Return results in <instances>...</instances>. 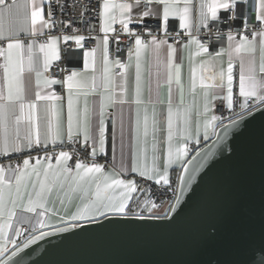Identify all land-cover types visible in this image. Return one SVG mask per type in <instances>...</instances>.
<instances>
[{
  "label": "snow or ice",
  "instance_id": "6c2138e0",
  "mask_svg": "<svg viewBox=\"0 0 264 264\" xmlns=\"http://www.w3.org/2000/svg\"><path fill=\"white\" fill-rule=\"evenodd\" d=\"M144 3L145 8L135 23L144 24L143 18H155L157 32L162 36L154 35L149 30L147 34L151 39L145 40L142 32L129 27L133 23V10L140 6L141 0H97L99 32L104 35L98 36L96 46L88 49L84 47L88 37L78 34V30L71 35L48 34L43 42H38V37L45 35V30H51L57 24L51 3L46 7L45 0H0V70L3 80L0 86V157L7 158L9 154L20 153L23 149L32 150L39 145L45 149L43 157L28 155L15 165L10 160L7 164L0 163V264H9L23 249L46 236L70 232L111 217H128L133 194L148 192L149 189L140 187L135 179L123 178L122 172L134 173L145 181L167 186L165 192L175 196L176 203L170 206L175 211L185 187L191 184L195 172L207 159V156L186 159L191 150L190 143L199 145L201 135L205 141L215 136L219 143L221 130L227 136L228 130L240 121L247 117L255 119L253 113L264 116V0L255 2V21L258 24L250 33L247 14L239 7L244 5L246 8L247 0H199L195 26L191 17L193 0H144ZM153 4L156 5L155 10L150 7ZM60 10L64 11V8ZM220 10L231 13L228 21L242 18V27L237 33L239 40L229 29L228 47L213 53L201 41L199 32L201 27L208 28L210 21L225 23L218 15ZM170 18L178 19V27L185 30L187 37L182 45L190 73L188 94L191 99L187 101L182 63L176 62L177 46L168 42V37L173 35L169 32ZM117 21L122 31L134 39V47L128 50L127 61L111 58L110 55L109 34H115L113 26ZM60 23L66 27L72 26L71 20ZM215 34L224 35L219 30ZM175 37L179 40L181 33L176 32ZM113 38L117 42L120 40L118 35ZM61 40L65 44L74 41L77 48L83 49V67L78 70L61 69L67 72L63 80L49 73L53 61L61 59ZM165 47L166 59L162 60L161 50ZM149 52L155 59L158 87L161 65L166 70L163 81L168 86L166 102L159 98L158 91L155 99L147 102L143 99L144 61ZM226 52L228 60L225 67L222 57ZM201 54L208 58L196 63V57ZM237 62L238 76L234 73ZM116 68L120 69L118 73L114 71ZM130 71H134L131 99ZM26 72L35 74L33 99L27 97ZM173 83L178 99L173 96ZM56 84L67 90L66 131L64 107L60 103L63 97L54 91H43ZM90 96L95 97L91 104ZM217 101L228 110L229 117L215 114ZM116 104L136 106L130 166L122 162L118 172L105 171V165L96 162L98 154L106 153V112ZM148 105H151L150 111ZM94 108L97 116L95 126L92 119ZM112 127L115 151V115L112 116ZM123 133L121 119L122 155ZM81 137L91 163L80 159L75 149L73 152L61 150L58 154L46 150L49 143L53 146L57 143L64 145L66 138L71 144H76ZM227 151L231 154L234 149L229 147ZM74 155L77 158L72 165L69 161ZM189 165H193L191 171ZM174 166L183 169L177 176L175 187L170 172ZM136 199L139 210L131 215L143 220L146 210L148 218H161L154 210L159 209L163 201L157 204L149 196L142 201L138 197ZM74 201L78 203L75 210L69 213L68 209ZM53 217L54 223L50 222ZM224 233L223 222L210 221L206 227L205 241L215 245L222 241ZM19 237L24 239L18 242ZM9 245L14 249L10 254ZM207 264L221 262L210 258Z\"/></svg>",
  "mask_w": 264,
  "mask_h": 264
},
{
  "label": "water",
  "instance_id": "95a60500",
  "mask_svg": "<svg viewBox=\"0 0 264 264\" xmlns=\"http://www.w3.org/2000/svg\"><path fill=\"white\" fill-rule=\"evenodd\" d=\"M253 115L227 136L221 130L219 143L210 137L190 153L188 159H207L175 211L169 207L160 219L111 217L55 233L9 264H207L210 258L264 264V116ZM210 221L225 225L224 238L215 245L205 241Z\"/></svg>",
  "mask_w": 264,
  "mask_h": 264
},
{
  "label": "built area",
  "instance_id": "2783aa9c",
  "mask_svg": "<svg viewBox=\"0 0 264 264\" xmlns=\"http://www.w3.org/2000/svg\"><path fill=\"white\" fill-rule=\"evenodd\" d=\"M255 2L256 0H247L246 8L244 5H240L239 7L244 9L248 17L247 27L250 33V30L257 27L258 22L255 21ZM48 3L53 5L54 11V19L57 21V24L51 30H45V35H41L38 37V42H43L46 38V35H61V34H73L74 30H78V34H83L88 37L84 41L85 48H92L95 46L96 38L100 34V20L96 14L97 12V0H48ZM59 6V7H58ZM63 7L64 11H61L60 8ZM83 14V18L82 15ZM231 13L223 10L219 15L221 20H224L225 23L217 24V22L210 21L208 28L201 27L199 32V37L203 43L209 46L210 51H216L220 47H224L226 45L227 33L229 29L233 30V35L236 39H239V35L237 33L240 31L242 27V18L237 19L235 21H228V16ZM141 15H132L133 23L129 25V27L133 31L142 32L145 40H150L151 37L148 36L147 32L150 30L154 35H163L162 33L157 32V21L155 18H143L144 24H137L135 21ZM71 20L72 26L66 27L60 22H67ZM145 24L148 25V28L145 29ZM63 29V32H61ZM116 32L115 34L110 33V55L111 58H119L122 61L127 60L128 50L134 47V39L129 37L127 33L122 31L120 23H117L115 26ZM219 30L224 35L217 36L215 33ZM195 32V30H193ZM169 32L173 33L172 36L168 37L169 43H186L187 37L185 35V30L180 29L178 27V21L174 18H170L169 23ZM180 32L181 37L179 40L176 39L175 33ZM118 35L120 37L119 42H117L113 36ZM117 48H119V52H117ZM67 49L68 51H65ZM83 67V49H79L76 47L74 41H69L67 44L62 42L61 49V59L58 61H54L49 69V73L56 79L62 80L67 72H62L61 69H80ZM120 71L117 68V73ZM47 75V74H46ZM53 91L58 95H62L63 87L60 84H57ZM238 111V108L236 109ZM214 112L218 116L229 117L228 110L221 104L219 101L216 102V108ZM227 123V119L224 121ZM110 120L108 122L107 129V144H106V153L103 154V158L105 160L111 159V138H110ZM90 145V144H89ZM191 149V153L196 150V146L193 143L189 145ZM75 149L76 154L80 159L85 162L88 161V152L82 146V141L71 144L67 140H65L64 145H60L59 143L56 146H47V151L49 153H57L59 150H67L69 152H73ZM44 146L39 145L35 146L34 149L28 151H21L20 153L9 154V157H0V163L7 164L9 160L15 165L17 162H21V156L23 155H31L33 158L39 156H44ZM90 151V148H89ZM77 156L74 155L73 159L69 161L70 164L74 165ZM34 160V159H33ZM54 160V159H53ZM177 179L173 182V187L176 186ZM138 185L142 188L149 189L148 192H145L152 200H154L157 204L165 205L169 203L170 206L175 199V196L171 192H165L167 186L164 185H156L153 181H145L144 179L138 180ZM169 206V207H170ZM169 209V208H168ZM167 213V212H166ZM24 227H27L24 225ZM24 237L17 238L18 242L22 241Z\"/></svg>",
  "mask_w": 264,
  "mask_h": 264
},
{
  "label": "crops",
  "instance_id": "0c3cea01",
  "mask_svg": "<svg viewBox=\"0 0 264 264\" xmlns=\"http://www.w3.org/2000/svg\"><path fill=\"white\" fill-rule=\"evenodd\" d=\"M47 1L45 0V4L47 7ZM130 2H134V0H130ZM199 3V0H193V11L191 13V17H192V22L193 25L195 26V24L198 22V11H197V5ZM150 7L153 8V10L156 9V5H150ZM145 8V3L144 0H141V4L138 8H134L132 15H141L142 11ZM223 10H220V12L218 13V15L221 14ZM176 19V18H174ZM178 21V19H176ZM117 23H119V21H117ZM116 23V24H117ZM116 24L113 26L115 28ZM193 30H195V27L193 28ZM104 34L100 32V34L98 35L99 37H102ZM46 39V38H45ZM239 40V39H237ZM62 40L60 42V52L62 49ZM97 44V38H96V43L95 46ZM184 43H178L177 46V57H176V62L177 63H182V81L184 84V89H185V100H190L191 97L188 94V85H189V62L187 60V54L186 52L183 50L182 45ZM94 46V47H95ZM228 47V39H226V45L224 47H220L218 50L219 51L221 48H227ZM216 51H211V52H216ZM42 55V54H41ZM100 56V52L98 51L97 53V57L99 59ZM208 57L204 54H201L200 57H196V63H199V61L201 59H207ZM161 59L164 60L166 59V47L164 49L161 50ZM224 66L226 67L227 65V60H228V54L227 52L223 55L222 57ZM127 61V60H126ZM54 62V61H53ZM115 72H117V68L114 69ZM238 71H239V64L238 62L234 65V73L238 76ZM166 77V70L164 69V67L161 65L160 67V76H159V87L157 86V67L155 64V59L154 57L151 55V53H147L145 55V61H144V71H143V99L147 102L149 99H155L156 95H157V91L159 92V98L162 101H167V96H168V86L163 82L164 79ZM24 80H25V85H26V89H27V97L29 99H33L34 98V92L36 90V86H35V74L34 73H25L24 74ZM63 80V79H62ZM3 80H2V70H0V86H2ZM57 85V84H56ZM56 85H52L50 87V89H44V92H48V91H53L54 87ZM133 89H134V71H130L129 72V99L132 98L133 95ZM197 92L199 93V88L197 89ZM61 97H63V100L60 102L63 104L64 107V114H65V131H66V108H67V90L65 88H63V93L62 95H60ZM173 96L174 99H178V92L176 89V85L173 83ZM95 99V97L90 96L89 97V101L90 104L91 102ZM41 104H44L46 102H40ZM81 105H82V101H81ZM143 105L141 106V116L143 115ZM149 107V111L151 110V105H148ZM162 107V106H158ZM115 115L116 118V128H115V151H113V127H112V116ZM93 125L95 126L96 122H97V116L95 115V108H94V114H93ZM106 123H107V129H108V122L110 120V127H111V132H110V138H111V159L109 160H105L103 158V154H98L96 157V162L105 165V171H115L118 172L120 171V167L122 162L125 165L130 166V143H131V136H132V128L134 127V123H135V119H136V106L134 104H124V105H120V104H116L114 107H110L107 112H106ZM121 119L123 120V155H122V149H121ZM66 140V138H65ZM203 136L201 135V142L203 141ZM81 141H82V137H81ZM193 144H195L194 142H191ZM58 144V143H57ZM89 144H91V141H89ZM48 146H53L51 143L48 144ZM195 146H197V144H195ZM29 149H23L22 151H28ZM61 151V150H59ZM59 151L56 153L58 154ZM67 151V150H64ZM191 150L189 152V156H190ZM28 155H23L21 156V162L23 160V158L27 157ZM188 156V157H189ZM188 157L186 159H188ZM35 161L33 160V163ZM88 163H91V157L88 156ZM53 163H55V159L53 160ZM174 169H180V167L178 166H174ZM177 171V174H178ZM170 172H172V170H170ZM121 176L123 178L126 179H135L137 184H138V180H140L141 178L139 176H137L134 173H129V172H122ZM177 178V177H176ZM143 179V178H142ZM154 182V181H153ZM137 195V193L133 194V197H135ZM76 203H78V201H74L72 206L69 207L68 212H72L75 210V206ZM165 205H163L162 207H160L159 209L154 210L157 211V215L159 216H163L162 212L164 210ZM57 207H59V205L57 204ZM134 211H138L139 209L137 208V204L135 205V207L133 208ZM145 212H147L145 210ZM61 214H63V209H61ZM166 214V213H165ZM131 215V213H130ZM144 216H148V213H144ZM52 223L55 222V217L52 218V220L50 221ZM28 227V225H26ZM14 250L13 247L11 245H9V253H11V251Z\"/></svg>",
  "mask_w": 264,
  "mask_h": 264
},
{
  "label": "trees",
  "instance_id": "16d2710c",
  "mask_svg": "<svg viewBox=\"0 0 264 264\" xmlns=\"http://www.w3.org/2000/svg\"><path fill=\"white\" fill-rule=\"evenodd\" d=\"M177 171H178V169H173L172 172H171V179H172L173 182L176 180V177H177ZM145 196H148L145 192H138V193H137V195H136V196L134 197V199H133V202H131V204H130V213L135 212V211L133 210V208H134L135 205L138 203V200H137L136 198L138 197L139 200L142 201V200L145 198ZM162 206H163V205H161V207H162ZM144 213H147V212L144 211L143 214H144ZM154 213L156 214L157 211H155ZM165 213H166V211L163 210L162 214L165 215Z\"/></svg>",
  "mask_w": 264,
  "mask_h": 264
},
{
  "label": "rangeland",
  "instance_id": "374dc122",
  "mask_svg": "<svg viewBox=\"0 0 264 264\" xmlns=\"http://www.w3.org/2000/svg\"><path fill=\"white\" fill-rule=\"evenodd\" d=\"M169 206H170V204H169V203H166V204H165V206H164V207H165V208H164V211H166V212H167V211H168V208H169Z\"/></svg>",
  "mask_w": 264,
  "mask_h": 264
}]
</instances>
